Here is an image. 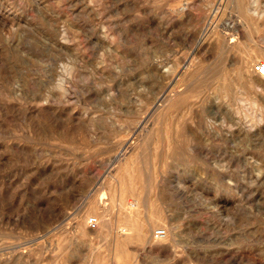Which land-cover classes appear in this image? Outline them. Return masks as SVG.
<instances>
[{
	"label": "rangeland",
	"instance_id": "obj_1",
	"mask_svg": "<svg viewBox=\"0 0 264 264\" xmlns=\"http://www.w3.org/2000/svg\"><path fill=\"white\" fill-rule=\"evenodd\" d=\"M261 61L264 0H0V264H264Z\"/></svg>",
	"mask_w": 264,
	"mask_h": 264
},
{
	"label": "built area",
	"instance_id": "obj_2",
	"mask_svg": "<svg viewBox=\"0 0 264 264\" xmlns=\"http://www.w3.org/2000/svg\"><path fill=\"white\" fill-rule=\"evenodd\" d=\"M255 72L260 78L264 79V62L261 61L255 65ZM88 226L96 229L98 227V219L95 217L89 218ZM166 236L167 234L164 229H159L154 232V238L157 240H163Z\"/></svg>",
	"mask_w": 264,
	"mask_h": 264
},
{
	"label": "bare ground",
	"instance_id": "obj_3",
	"mask_svg": "<svg viewBox=\"0 0 264 264\" xmlns=\"http://www.w3.org/2000/svg\"><path fill=\"white\" fill-rule=\"evenodd\" d=\"M243 61H244V60H243ZM243 61H242V62H243ZM245 61H246V60H245ZM244 65H245V64H244ZM245 66L248 67L247 64H246ZM249 68H250V67H249ZM249 68H247V70L250 71L251 68H250V69H249ZM253 70H254V69H253ZM254 73L256 74L255 70H254ZM164 74H165V73H164ZM148 225H149V224H148ZM153 225H154V223H153ZM153 225L150 226V229H153ZM155 226H156V225H155ZM148 228H149V226H148ZM127 229H128V228H127ZM127 229H126V231H127ZM129 230H130V228H129ZM124 231H125V230H124ZM148 231H150V230H148ZM151 231H152V230H151ZM129 232H130V231H129ZM150 233H151V232H150ZM128 234H129V233H127V232L123 233L124 236H126V235H128ZM148 234H149V232H148ZM145 235H146V233H145ZM145 237H146V236H145ZM147 240H148V239H147ZM159 242H160V241H159ZM147 245H148V244H147ZM150 253H151V252H150ZM164 254H165V253H164ZM117 256H118V255H117ZM137 259H138V258H137Z\"/></svg>",
	"mask_w": 264,
	"mask_h": 264
}]
</instances>
